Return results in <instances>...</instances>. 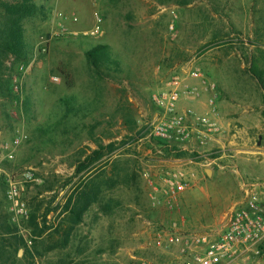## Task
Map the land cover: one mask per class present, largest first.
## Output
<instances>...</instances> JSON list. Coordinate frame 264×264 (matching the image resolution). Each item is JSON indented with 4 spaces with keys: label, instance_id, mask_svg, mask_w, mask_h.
I'll return each mask as SVG.
<instances>
[{
    "label": "rangeland",
    "instance_id": "rangeland-1",
    "mask_svg": "<svg viewBox=\"0 0 264 264\" xmlns=\"http://www.w3.org/2000/svg\"><path fill=\"white\" fill-rule=\"evenodd\" d=\"M35 3L43 14L24 22L27 60L1 59L9 89L0 92L6 264H182L169 238L219 230L241 198L240 180H264V0ZM98 24L100 34L85 35ZM98 45L112 54L99 70L86 57ZM177 77L200 93L184 97L182 109L203 112L215 101L223 132L203 155L165 146L152 133L160 111L153 97ZM18 136L25 139L8 159ZM98 150L103 158L77 174ZM178 166L194 177L170 206L152 184ZM27 172L34 181L24 182ZM10 179L20 183L23 213L9 199ZM84 183L100 187V204L64 246L72 226L65 208Z\"/></svg>",
    "mask_w": 264,
    "mask_h": 264
},
{
    "label": "built area",
    "instance_id": "built-area-1",
    "mask_svg": "<svg viewBox=\"0 0 264 264\" xmlns=\"http://www.w3.org/2000/svg\"><path fill=\"white\" fill-rule=\"evenodd\" d=\"M59 17L64 21L70 19L63 14ZM101 21L98 17V23ZM100 33L101 26L98 24L85 35L97 36ZM20 71L24 72V68ZM192 77L198 78L200 75L194 72ZM169 87L153 97L160 111L150 124L152 133L165 146L191 149V152L203 155L204 146L212 141L218 142V137L223 132L215 101L210 100L209 107L203 112L194 108L182 109V99H198L199 91L189 90L185 77H177ZM214 87L211 86L210 89L214 90ZM21 88V83L14 86L18 93ZM24 139V136L15 138L12 150L8 152V159L14 158L15 150L22 145ZM161 176V185L152 184L153 193L163 195L170 206L178 205L194 175L178 166L163 170ZM23 180L26 183L32 182L34 175L27 172ZM8 183L9 199L15 208H19L18 213H23L20 183L12 179ZM240 188L241 198L226 213L219 230L169 238L168 244L181 247L182 264H264V180L242 178ZM159 245H162L161 242Z\"/></svg>",
    "mask_w": 264,
    "mask_h": 264
},
{
    "label": "trees",
    "instance_id": "trees-1",
    "mask_svg": "<svg viewBox=\"0 0 264 264\" xmlns=\"http://www.w3.org/2000/svg\"><path fill=\"white\" fill-rule=\"evenodd\" d=\"M42 8L38 7L35 0H0V69L2 60L9 57H15L17 60H27L24 40V22L28 19L42 15ZM86 57L89 64L99 70L106 64L112 61V54L109 46L98 45L86 52ZM259 81L260 77H258ZM4 79L0 72V92L3 94L9 91L7 84H4ZM264 85V83H263ZM7 87V89H6ZM7 98V97H6ZM183 157L185 155H182ZM103 158L102 153L94 151L93 154L87 157L83 162L79 163L77 174L83 173L89 169L97 161ZM92 184L84 183L82 191L78 197H71L66 205V210H70V226L66 238L63 240V245L66 246L69 242L70 234L74 227L81 223L83 216L88 211L92 204H100L101 194L99 186H91ZM6 245L0 240V264H6L5 251Z\"/></svg>",
    "mask_w": 264,
    "mask_h": 264
},
{
    "label": "crops",
    "instance_id": "crops-1",
    "mask_svg": "<svg viewBox=\"0 0 264 264\" xmlns=\"http://www.w3.org/2000/svg\"><path fill=\"white\" fill-rule=\"evenodd\" d=\"M189 105V104H188ZM192 105H195V106H197V107H200V104L199 103H195V104H192ZM207 171V170H206ZM213 174H214V172H213Z\"/></svg>",
    "mask_w": 264,
    "mask_h": 264
}]
</instances>
